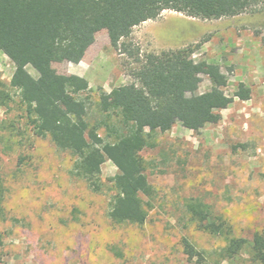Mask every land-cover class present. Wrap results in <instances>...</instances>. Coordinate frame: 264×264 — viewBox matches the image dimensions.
Listing matches in <instances>:
<instances>
[{
  "label": "rangeland",
  "instance_id": "374dc122",
  "mask_svg": "<svg viewBox=\"0 0 264 264\" xmlns=\"http://www.w3.org/2000/svg\"><path fill=\"white\" fill-rule=\"evenodd\" d=\"M126 42L133 57L112 48L101 31L82 62L53 65L57 74L89 82L81 97L88 99L90 123H100L107 141L115 140L119 126L116 118L100 114V95L133 82L137 53L143 60L150 53L199 45L191 62L218 64L228 78L227 93L243 83L251 88V99H235L218 124L199 132L176 124L159 135L158 145L142 152L155 190L149 218L143 226L114 225L108 217L109 179L117 168L110 161L102 166V193L74 177L72 157L34 135L10 86L14 65L0 52V86L12 96L0 107V264H258L247 252L224 260V242L197 231L185 203L197 198L211 205L234 226L236 237L252 240L254 233H264V0L251 11L219 20L164 11L135 27ZM28 71L38 76L32 67ZM210 85L203 76L199 92ZM185 238L199 253L193 259L185 254Z\"/></svg>",
  "mask_w": 264,
  "mask_h": 264
},
{
  "label": "trees",
  "instance_id": "16d2710c",
  "mask_svg": "<svg viewBox=\"0 0 264 264\" xmlns=\"http://www.w3.org/2000/svg\"><path fill=\"white\" fill-rule=\"evenodd\" d=\"M260 0H0V52L14 65L10 86L26 108L34 135L49 139L73 159L71 173L95 193L104 192L102 166L110 161L117 168L109 179L112 192L108 217L114 225L143 226L151 210L155 190L146 176L148 161L142 156L154 149L159 135L176 124L199 132L218 124L221 112L239 99H251L252 90L243 83L230 95L228 78L216 63L191 62L197 46L147 54L137 53L133 82L100 95L98 108L105 118H116V138L107 141L99 133L100 123L89 120V82L78 75L53 71L57 63L79 64L101 31L110 45L133 57L126 41L135 27L158 19L164 11L203 20L239 16L256 8ZM28 67L38 74L33 77ZM203 76L210 88L200 93ZM11 94L0 86V107ZM108 121V120H107ZM106 123V121H104ZM124 130V133H123ZM126 131V132H125ZM118 133V134H117ZM4 188L0 182V218ZM186 215L195 229L220 238V255L233 260L247 252L254 263L264 264V233L252 240L236 237L234 226L201 199L186 201ZM189 259L199 253L185 238Z\"/></svg>",
  "mask_w": 264,
  "mask_h": 264
}]
</instances>
